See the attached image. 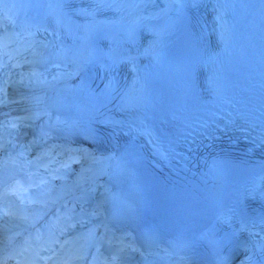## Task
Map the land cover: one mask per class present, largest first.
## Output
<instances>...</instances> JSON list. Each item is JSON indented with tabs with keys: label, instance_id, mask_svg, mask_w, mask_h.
Listing matches in <instances>:
<instances>
[{
	"label": "snow or ice",
	"instance_id": "1",
	"mask_svg": "<svg viewBox=\"0 0 264 264\" xmlns=\"http://www.w3.org/2000/svg\"><path fill=\"white\" fill-rule=\"evenodd\" d=\"M216 19L218 27L223 29V22L219 17ZM21 31L23 36L19 32L0 35V108L22 105L5 113L6 120H0V264H40L47 249L32 255L34 241L42 240L45 234L51 239L57 231L63 233L85 227L99 215L95 211L83 215V208L77 212L75 204L70 205L64 200L63 191L53 195V181L64 179L60 175L61 169H68L77 157L70 156L68 161L53 168L56 156L61 155L60 152L53 154V147L42 148L29 158L39 140L33 138L27 145L17 146L14 134L22 127H32V122L41 115L33 110L41 100L33 90L46 86L50 80L63 79L67 68L59 62L62 59L52 55L62 45L51 39L36 38L39 33L47 32L49 37L55 36L58 41V31L31 24L25 25ZM13 43L15 47H10ZM53 71L49 78V72ZM11 111L19 114L12 115ZM41 135L47 137V133L41 132ZM9 145L17 150L10 152ZM157 151L162 159L166 158V153ZM41 223L44 225L42 229L39 228ZM94 225L89 229V236L95 238L96 230L103 228L99 239L107 241L110 249L106 264H125L129 253L140 252V248L134 246L135 237L131 233L117 237L108 224Z\"/></svg>",
	"mask_w": 264,
	"mask_h": 264
},
{
	"label": "bare ground",
	"instance_id": "2",
	"mask_svg": "<svg viewBox=\"0 0 264 264\" xmlns=\"http://www.w3.org/2000/svg\"><path fill=\"white\" fill-rule=\"evenodd\" d=\"M264 5V0H222L218 5L212 8L210 12V19L202 22V29H197L192 32V36L196 38L205 39L210 33H214L215 29L218 28L217 17L225 24L226 22L230 23V27L239 26L243 27V31L251 24L253 17ZM240 23V24H239ZM239 24V25H238ZM234 34V32H232ZM214 52V50H209V53ZM189 56L195 57V54L190 53ZM40 89V87L36 88ZM13 108L19 109L22 105H11ZM19 114V112L17 111ZM85 149V153L87 152ZM105 159L104 155L97 154H87L84 160L79 161L78 163L70 166L66 169L65 178L77 181V179H83L87 173L91 171L90 167L101 163ZM77 170V174L74 171ZM118 215V213H116ZM95 225H91L86 232V236H89V229L94 228ZM78 256H74L70 263L75 264V260Z\"/></svg>",
	"mask_w": 264,
	"mask_h": 264
},
{
	"label": "clouds",
	"instance_id": "3",
	"mask_svg": "<svg viewBox=\"0 0 264 264\" xmlns=\"http://www.w3.org/2000/svg\"><path fill=\"white\" fill-rule=\"evenodd\" d=\"M5 139L7 140V134H5ZM50 147L56 148V147H58V145L53 144V145H51ZM65 150H69V149H65ZM9 151L11 152L12 150L9 149ZM73 151H74V150H69V156H68L67 158H65L64 162L68 161V159H69L70 156H72V157H77V156H75V155L72 154ZM60 153H61V155H62V152H60ZM64 162H63V163H64ZM74 162H75V163H78V162H79V158L77 157V159H75L74 161H72V163H74ZM58 165H59V164H58ZM58 165H57V166H58Z\"/></svg>",
	"mask_w": 264,
	"mask_h": 264
}]
</instances>
